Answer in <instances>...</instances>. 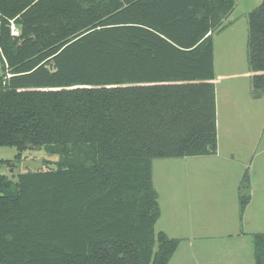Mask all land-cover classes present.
<instances>
[{
    "label": "trees",
    "instance_id": "obj_1",
    "mask_svg": "<svg viewBox=\"0 0 264 264\" xmlns=\"http://www.w3.org/2000/svg\"><path fill=\"white\" fill-rule=\"evenodd\" d=\"M234 6L0 0V147L58 157L54 170L0 175V264L169 263L179 242L154 231L152 161L216 154L213 34ZM246 47L258 99L264 0ZM248 202L245 171L240 215ZM253 256L264 264V233Z\"/></svg>",
    "mask_w": 264,
    "mask_h": 264
},
{
    "label": "rangeland",
    "instance_id": "obj_2",
    "mask_svg": "<svg viewBox=\"0 0 264 264\" xmlns=\"http://www.w3.org/2000/svg\"><path fill=\"white\" fill-rule=\"evenodd\" d=\"M261 1L235 0L226 19L227 29L214 37L216 57L213 68L217 74L250 73L246 47L248 14ZM10 30L16 32L12 25ZM251 93V75L248 74L240 78L227 76L216 84V129L221 158L213 157L212 169L206 168L201 161L196 167L188 164L202 157L152 161V182L160 209L154 231H162L179 242L170 264L175 260H179L177 264H186V259L192 261V253L197 252L195 237L217 235L220 226L227 231H232L234 226L243 231L244 240L251 242L249 251L252 253L253 235L264 233V95L255 99ZM16 154L15 148L0 147V160L10 162V166H0V175L14 181L26 172L54 170V162L58 159L42 150H28L19 160L15 159ZM245 171L252 196L251 203L240 216L239 182ZM197 173H209L214 177L211 181L201 178L198 180L200 188H197L194 185ZM207 185H211L212 191ZM203 192L207 197L201 196ZM202 200L204 202L199 206ZM209 244L213 249L208 252H222L221 244L213 240Z\"/></svg>",
    "mask_w": 264,
    "mask_h": 264
},
{
    "label": "crops",
    "instance_id": "obj_3",
    "mask_svg": "<svg viewBox=\"0 0 264 264\" xmlns=\"http://www.w3.org/2000/svg\"><path fill=\"white\" fill-rule=\"evenodd\" d=\"M224 29H227V25ZM218 32H215L213 34V67H215V57H216V44L214 41V37ZM248 69H249V67H248ZM249 72L250 73L247 72V73H237V74H217L215 72V69H214L213 83H214L215 92H216V84H218L219 81L227 78V76H230V77L237 76V78H240L245 74L252 76V72L250 69H249ZM260 98H262V97H260ZM215 107H216V96H215ZM213 157L221 158L219 155V152H218V143H217V152L215 155L202 156V158H200L201 160H192V162H189L188 164L196 167V166L201 164L200 163V161H201V162H203V164H205L206 168L212 169V166L215 163V161L213 160ZM193 158L194 157H186V158H181V159L187 160V159H193ZM208 158L210 160H207ZM213 177H214V175L209 174V173H197L194 176V179H195L194 185L197 188H200L198 185L199 184L198 180L203 178L207 181H211ZM181 185L184 186V183L182 182ZM207 187H208V189H210L212 191L211 185L210 186L207 185ZM199 193H202V192L199 191ZM209 194H211V193L209 192ZM201 196L207 197V194H205L203 192V194ZM251 196L252 195H250V192H249L248 204L251 203ZM202 202H204V200L200 201L198 203V205L201 206ZM248 204L246 205V207L248 206ZM235 208H236V210L238 209V203L237 202L235 204ZM245 208H244V210H245ZM244 210H243V212H244ZM238 211H239V209H238ZM243 212H242V214H243ZM242 214L240 216H242ZM259 234H261V233H259ZM243 237H245V233L243 231H239L236 228V226L233 227L232 231H227L223 226H220V229H219L217 235L195 237L196 238V242H195L196 246L194 249L197 250V252L192 253V261H190L189 259H186V264H239L240 262H242L244 264H254L253 253L251 251H249V243L251 244V242H250V240H244L245 238H243ZM210 240H213V241L221 244V246H222V248H221L222 252L221 253L216 252V251L208 252V250L210 248L213 249V247L209 244ZM252 245H253V241H252ZM223 252H225V253H223ZM173 257H174V255L172 256V258L170 259L168 264L171 263ZM177 261H179V260H175L174 264H177Z\"/></svg>",
    "mask_w": 264,
    "mask_h": 264
},
{
    "label": "built area",
    "instance_id": "obj_4",
    "mask_svg": "<svg viewBox=\"0 0 264 264\" xmlns=\"http://www.w3.org/2000/svg\"><path fill=\"white\" fill-rule=\"evenodd\" d=\"M14 34H16V32L13 31Z\"/></svg>",
    "mask_w": 264,
    "mask_h": 264
}]
</instances>
